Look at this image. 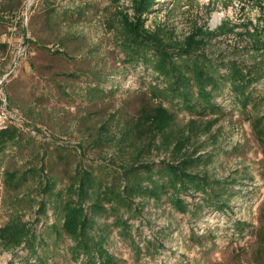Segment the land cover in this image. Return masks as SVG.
I'll return each instance as SVG.
<instances>
[{"label": "rangeland", "instance_id": "rangeland-1", "mask_svg": "<svg viewBox=\"0 0 264 264\" xmlns=\"http://www.w3.org/2000/svg\"><path fill=\"white\" fill-rule=\"evenodd\" d=\"M161 1L148 27L161 26L167 39L179 41L195 24L214 30L227 23L232 31L212 39L206 51L221 62V72L230 59L249 62L243 33L264 24L259 2ZM130 4L0 0V38L7 44L0 46V126L20 132L0 153V227L18 212L36 232L33 245L12 251L0 246V264L85 262L74 256L61 209L67 188L85 170L96 180L84 202L92 234L106 237L117 264H264V142L253 128L264 117V78L253 84L247 106L228 83L214 92L215 109L196 94L186 104L167 92L169 79L155 69L152 52L137 54L125 43L119 10ZM158 103L174 113L175 130L187 132L194 123L184 149L194 159L190 170L222 182L212 198L182 193L185 211L169 195H111L127 186L123 166L135 164L131 181L147 185L149 176L157 179L159 165L173 159L157 146L143 147L149 139L130 134L141 108ZM11 173L18 176L14 182ZM48 181L52 191L45 189Z\"/></svg>", "mask_w": 264, "mask_h": 264}, {"label": "trees", "instance_id": "trees-1", "mask_svg": "<svg viewBox=\"0 0 264 264\" xmlns=\"http://www.w3.org/2000/svg\"><path fill=\"white\" fill-rule=\"evenodd\" d=\"M119 5L122 0H110ZM259 2L264 11V0ZM128 10H119V19L123 28L124 41L133 52L141 54L151 51L154 55V67L164 75L168 82V91L183 98L186 104H192L195 94L202 104L209 109L217 107L214 102V92L225 83L240 97L247 106L253 100L251 90L254 83L264 78V24H254L253 30L247 28L243 35L248 39L247 48L250 53L249 62L240 59H230L222 62L225 72H221L218 59L211 57L206 51L212 39L232 31L227 23H223L216 29H209L207 23L203 26L195 24L194 29L183 40L174 41L167 39L163 28L157 26L154 29L147 26L149 14L159 10L161 0H130ZM264 22V14H263ZM2 18L0 16V25ZM7 44L1 42L2 48ZM245 47V46H243ZM187 65L190 67L186 69ZM190 71V74H189ZM153 97L158 95L153 94ZM175 115L164 104L158 103L152 107H142L138 119L131 130V135L139 136L144 141L143 147L158 149L172 153L171 161L159 165L157 179L149 176V183L130 179L138 172L134 164L123 166V174L128 183L123 191H112L115 198L121 199L124 193L145 195L161 199L163 195H169L173 205L180 210H186L185 199L181 194L194 195L203 193L205 197L212 198L215 185L222 182L212 179L208 174H201L190 170L193 158L185 155L184 149L191 142L194 135V123L189 125L187 132L174 129ZM214 123H207L205 130L210 132ZM253 128L257 137L264 142V117L256 118ZM20 132L16 126L7 125L0 128V153L5 151L8 145L15 142ZM123 140V139H122ZM135 156H139L141 149L136 147ZM190 167V168H189ZM42 166L41 171H45ZM151 173L153 168H151ZM29 173L39 174L38 169L31 168ZM18 176L11 173L9 181H16ZM96 180L88 171H83L66 190L67 199L61 205L63 211V230L74 240L72 251L74 256L85 260L83 264H117L116 256L106 247L105 236L92 234L93 220L88 214L84 202L91 197ZM47 191H52L54 184L48 181L45 185ZM105 193L108 194V192ZM110 193V192H109ZM94 206L100 207L96 202ZM40 207L43 210L46 203L42 201ZM36 232L34 224L26 221L22 215L15 212L6 224L0 227V246L8 251L15 250L23 244H34Z\"/></svg>", "mask_w": 264, "mask_h": 264}, {"label": "built area", "instance_id": "built-area-1", "mask_svg": "<svg viewBox=\"0 0 264 264\" xmlns=\"http://www.w3.org/2000/svg\"><path fill=\"white\" fill-rule=\"evenodd\" d=\"M0 119H1V114H0ZM0 127H3V126H0Z\"/></svg>", "mask_w": 264, "mask_h": 264}]
</instances>
